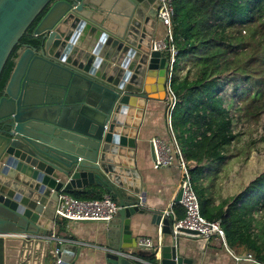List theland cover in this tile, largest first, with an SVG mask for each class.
<instances>
[{"label":"water","instance_id":"obj_1","mask_svg":"<svg viewBox=\"0 0 264 264\" xmlns=\"http://www.w3.org/2000/svg\"><path fill=\"white\" fill-rule=\"evenodd\" d=\"M46 6L0 96V264H9L4 250L13 241L19 256L29 251L27 262L12 264H32L52 238L9 234L51 235L58 194L94 185L118 206L105 222L107 263L137 264L143 252L134 249L143 248L130 221L149 212L135 149L147 101L165 100L167 58L151 50L159 0H0V73ZM161 213L144 215L165 235L159 264H191ZM76 249L63 242L40 264H72Z\"/></svg>","mask_w":264,"mask_h":264},{"label":"trees","instance_id":"obj_2","mask_svg":"<svg viewBox=\"0 0 264 264\" xmlns=\"http://www.w3.org/2000/svg\"><path fill=\"white\" fill-rule=\"evenodd\" d=\"M173 8L172 37L177 55L171 85L177 102L172 111V128L183 157L190 162L201 214L209 220L219 219L228 246L243 245L264 262V226L260 232L253 227L254 215L259 211L263 212L264 222V172L231 200L216 199L213 185L206 184L217 172L212 168L227 160L230 144L236 139L233 119L221 95L222 86L237 75L232 90L240 99H249L245 107L248 112L257 109V102L264 96V0H173ZM46 10L47 6L10 52L0 73V96L17 51L21 44L32 41L33 29ZM244 31L256 35L263 56L252 54L239 60L246 51ZM241 82L245 86L239 91ZM250 104L254 105L252 110ZM65 192L81 199L102 196L88 197L76 190ZM148 258L154 262L155 253Z\"/></svg>","mask_w":264,"mask_h":264},{"label":"crops","instance_id":"obj_3","mask_svg":"<svg viewBox=\"0 0 264 264\" xmlns=\"http://www.w3.org/2000/svg\"><path fill=\"white\" fill-rule=\"evenodd\" d=\"M166 28L159 23L155 30L156 38H164ZM154 137H159L168 140V129L165 118V100H148L142 118V126L140 128V136L138 145L135 149L136 167L139 173V179L142 189L145 192L146 202L145 207L148 209L144 213L151 215L152 212H163L168 209L170 204L179 191V169L176 165L163 166L159 168L153 167V153L150 141ZM189 162V161H188ZM85 193L88 197L95 194H107L102 188L97 186L84 187L82 189H74ZM68 193V192H66ZM216 199L217 196H215ZM218 200L216 201V203ZM177 217L182 213L183 209L180 204L174 206ZM181 214V215H182ZM135 215L130 221V230L132 237L137 241L140 238L148 237L154 245L159 246V251L156 252V260L151 262L148 258L150 255L147 250L135 248V251H142L143 255H138L137 264H159L160 250L165 237L162 233L161 224L158 226L150 222V216ZM53 226V233L37 234L41 238L49 236L52 238L53 246L38 245L34 256L31 259L32 264H40L41 257L44 251L49 252L57 246V239L63 242H73L77 244V249L73 254L72 264H108L105 257L106 254V223L103 221H69L63 218H56ZM22 222V221H21ZM14 227L10 223H4L2 229ZM24 233L9 234V237H21ZM5 237V235H2ZM7 242V241H6ZM17 242V241H16ZM15 241L8 242L9 248L5 246L6 263L12 264L14 261L20 260L27 262V254L29 250H24L20 255V251L15 253L14 245L21 244ZM180 254L181 256L191 260V264H251L247 260L236 261L232 253L243 255L249 252L243 245H237L231 248L227 245H222V241L217 237L203 238L196 235H180ZM13 248V249H12ZM132 248L125 250L131 252ZM152 252V251H151ZM33 253V252H32ZM153 253V252H152ZM47 257H50L49 255ZM25 262V263H26ZM47 262V260H46Z\"/></svg>","mask_w":264,"mask_h":264},{"label":"built area","instance_id":"obj_4","mask_svg":"<svg viewBox=\"0 0 264 264\" xmlns=\"http://www.w3.org/2000/svg\"><path fill=\"white\" fill-rule=\"evenodd\" d=\"M174 15L173 0H159L157 19L166 28L164 38H156L151 42V50L160 51L167 58V71L165 80V118L168 129V140L159 137L151 139L150 144L153 149V167L176 165L179 169V189L181 190V199L173 200L168 209H165L161 215L168 217L172 234L177 235H196L203 238L217 237L222 241V245L227 247L225 232L220 225L219 219L209 220L205 218L200 211V204L197 194L194 190L190 175V162L183 157L177 143L175 133L172 128V111L177 102V96L172 88L171 79L173 75V64L177 55V49L173 43L172 37V18ZM180 204L183 209V216L177 217L174 206ZM118 209L117 204L109 194H104L100 198H76L65 191L58 194L57 204L54 210L56 218H63L69 221H103L107 222L112 218ZM183 229L194 230L197 233L191 234ZM21 237H31L50 240L49 236L41 238L40 235L23 234ZM61 239H57L55 253H58ZM71 242V240H70ZM137 244L143 249H148L153 253L159 251V246L154 245L148 237L140 238ZM236 261L247 260L251 264H264L254 257L251 252L243 255L232 253ZM57 259L56 262H59Z\"/></svg>","mask_w":264,"mask_h":264},{"label":"rangeland","instance_id":"obj_5","mask_svg":"<svg viewBox=\"0 0 264 264\" xmlns=\"http://www.w3.org/2000/svg\"><path fill=\"white\" fill-rule=\"evenodd\" d=\"M244 32L246 51L244 57L241 58L240 55L239 60L242 62L252 54L256 57L263 56V47L256 42V35L253 36L248 31ZM184 72L185 69L182 70V73ZM234 78L238 76L232 75L230 82L222 86L221 95L224 98V106L233 119L232 128L236 139L230 144L227 160L212 168L214 171L217 169L213 180H206L207 185H213V193L217 198L223 197L229 200L264 172V96L257 102L259 105L257 109L253 112L246 111L245 107L247 103L249 104V99L245 101L240 99L238 94H234L232 90ZM244 86L245 83L241 82L239 91H242ZM250 105L249 110H252L254 105ZM254 216L256 218L253 223L254 230L260 232L264 226L263 212L259 211Z\"/></svg>","mask_w":264,"mask_h":264}]
</instances>
